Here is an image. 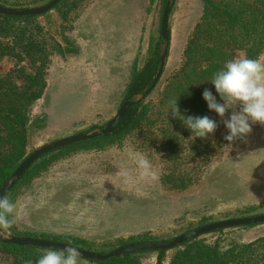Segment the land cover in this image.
<instances>
[{
	"label": "rangeland",
	"instance_id": "1",
	"mask_svg": "<svg viewBox=\"0 0 264 264\" xmlns=\"http://www.w3.org/2000/svg\"><path fill=\"white\" fill-rule=\"evenodd\" d=\"M50 1L0 0V4L31 9ZM229 1L216 3L224 8ZM256 3L264 4V0L232 3L238 11L233 32L237 44L229 48L224 39L225 62L247 55L254 45L252 13L260 6L255 7ZM203 6V0L173 1L165 67L141 104L145 113L134 130L121 139L45 156V167L7 197L17 204V217L10 230H0L5 237L45 234L84 241L92 251L108 253L119 248V241L144 234L168 242L202 223L242 218L245 212L264 214V125L253 124L246 138L229 144L224 139L227 129L215 112L208 117L219 126L206 139L192 136L171 114L167 119V103L179 96L187 98L184 106L178 99L181 113L191 116L194 92L210 80L209 75H197L199 67L207 65L199 56L193 57L187 73L177 78L178 88H169L172 91L167 94L183 67ZM164 7V0H64L45 15L16 24L19 28L12 34L2 35L13 51L0 59V76L11 73L23 88L28 86L27 75H35L42 66L45 86L31 106L30 123L39 117L42 121L29 125L27 155L105 127L124 103L132 74L142 69L159 41ZM28 39L43 49L44 57L34 60L23 53L21 47ZM183 85L187 87L184 94L179 93ZM137 151L151 160L158 179L140 181L135 171L130 181L121 177V167ZM127 166L133 168L130 163ZM249 231L255 230L227 229L199 239L228 248L253 242L256 235ZM262 244L258 252H264ZM173 254L174 250L168 251L164 264L170 263ZM140 261L155 264L156 256L148 253ZM14 262L11 255L0 253V264ZM81 264L89 263L81 259Z\"/></svg>",
	"mask_w": 264,
	"mask_h": 264
},
{
	"label": "trees",
	"instance_id": "2",
	"mask_svg": "<svg viewBox=\"0 0 264 264\" xmlns=\"http://www.w3.org/2000/svg\"><path fill=\"white\" fill-rule=\"evenodd\" d=\"M62 0L61 2H63ZM167 0H164V6ZM235 0H230L228 6L221 8L220 3H216V0H203V14L200 23L196 26L191 40L184 53L185 61L183 67L174 76L168 87V93L170 91L178 88L177 78L178 76L187 73L189 65L193 57L199 56L206 63V67L201 69L197 75L210 76L223 67L225 63L226 52L224 51L223 41H226L227 46H235L236 39L234 38L233 32L235 27L238 25V20L235 19L238 11L232 6ZM258 3V2H257ZM253 9V19H254V45L250 47L247 51L249 58H257L264 51V4ZM60 4V3H59ZM58 4V5H59ZM57 5V6H58ZM0 7L13 8V9H28V8H18L17 4L7 7L4 4H0ZM227 8V9H226ZM241 12H239V15ZM32 17L27 18H13V17H3L0 16V59L9 56L13 51L12 47L8 45V42H3L2 35H10L19 28L16 24H22L23 22L31 21ZM169 33L168 42L166 43L159 38L156 43L155 48L151 57L147 60L141 70L134 71L131 79L125 89L123 95V102L130 100L132 97L141 94L145 89H147L153 82L160 65V58L162 55L161 46L166 45L167 52L169 46ZM25 45H22V51L26 56H34V60L41 59L45 56L43 55V49L38 44H33L30 39L25 41ZM58 49L60 46L55 45ZM32 49L36 50V54H32ZM39 52V53H37ZM32 54V55H31ZM42 56V57H41ZM47 59V55L45 57ZM47 62V60H46ZM42 66L35 75H27L28 86L20 87L13 80L11 73L5 76H0V189L9 180L16 168L21 164V162L28 156L27 155V132L29 125L36 124L42 121V117L35 119L30 123V110L31 106L36 100H38L42 95V90L44 88L42 74ZM175 80V81H174ZM209 80V81H210ZM203 83L199 89L194 92L193 106L191 107V116H205L209 115V109L207 107L206 101L203 99V91L205 89H210L214 95V86L209 83ZM171 88V89H169ZM187 87H181L179 93L184 94ZM167 96V95H166ZM181 96H179L180 98ZM217 98L219 99L218 95ZM180 106H184L186 99H181ZM168 104V103H167ZM145 113V106L138 105L129 109L124 115L121 122L117 127L107 136L101 137L99 139L87 141L84 143H79L72 145L65 149L58 151H70L72 149L81 147L83 145H89L96 143L98 141H111L117 140L125 137L128 133L134 130L135 126L140 122L141 118ZM56 152V151H55ZM47 156V155H46ZM42 157L39 161L34 163L29 169L25 171L22 177L17 181L16 185L9 192L11 194L20 184L30 181L35 175H37L42 168L45 167V163ZM7 195V197L9 196ZM245 217L258 216L263 214H248L245 212ZM202 223L200 226L194 228L198 229L202 226L208 225ZM253 227V226H251ZM249 228V227H243ZM193 231V230H191ZM186 231V233L191 232ZM222 231H217L215 233H221ZM17 238H30L38 239L44 241H53L57 243H62L66 245H71L78 247L81 250H85L97 254H106L104 252H94L91 248L87 247V243L80 240H73L69 238H52L48 235H16ZM172 240V239H171ZM264 239H258L248 244H235L228 248H222L220 243L216 242L213 245L205 243L201 239L191 240L183 245L173 249L174 254L171 257L169 264H264V252H258ZM167 243V241H156L149 237V235L144 234L138 236L137 238H131L126 242L119 241L116 247H122L130 244L139 243ZM169 242V241H168ZM114 250V249H113ZM46 251L45 249L34 248L31 246L21 247L11 244L0 243V253L11 255L14 258V264H35L36 259ZM152 253L156 256L155 264H164V260L167 256L168 251H155V252H138L135 254H129L122 257H117L109 259L107 261H88L89 264H142L140 257Z\"/></svg>",
	"mask_w": 264,
	"mask_h": 264
},
{
	"label": "clouds",
	"instance_id": "3",
	"mask_svg": "<svg viewBox=\"0 0 264 264\" xmlns=\"http://www.w3.org/2000/svg\"><path fill=\"white\" fill-rule=\"evenodd\" d=\"M209 83L214 86L219 99L210 89H205L202 96L209 111L215 112L223 120L228 132L224 139L229 144L246 138L251 133L253 124L264 125V54L257 58L242 55L227 60L212 75ZM178 99L169 101L167 119L169 114L179 119L196 138L206 139L215 133L219 126L217 121L207 115L186 117L180 111ZM229 112L228 119L224 120ZM129 163L133 168L127 166ZM133 171L136 173L135 179L143 182L158 179L151 160L139 151L132 154L119 174L125 181H130L134 178ZM16 217L17 204L5 195L0 196V230H10ZM35 264H81V252L78 247L71 245L62 249L50 248L36 259Z\"/></svg>",
	"mask_w": 264,
	"mask_h": 264
},
{
	"label": "water",
	"instance_id": "4",
	"mask_svg": "<svg viewBox=\"0 0 264 264\" xmlns=\"http://www.w3.org/2000/svg\"><path fill=\"white\" fill-rule=\"evenodd\" d=\"M61 1L62 0H51L48 4L42 7L31 8V9H13V8L0 7V16L13 17V18L41 17L47 14L48 12H50L52 9H54ZM173 1L174 0H167L160 21V37L166 43L168 42V19L171 12V7L173 5ZM166 59H167V48L166 45H163L159 69L152 84L147 89H145L141 94H138L132 97L130 100L124 102L119 108V110L116 112L115 116L105 125L103 129L58 140L54 143L48 144L40 149H37L36 151L28 155L16 168V170L13 172L9 180L2 186V188L0 189V196L5 195L7 197L9 192L13 189V187L16 185L17 181L22 177L25 171L29 169L34 163L39 161L42 157L50 153H53L55 151L70 147L72 145L99 139L101 137L109 135L121 122L126 112L132 107L142 104L143 101L155 89L158 81L162 76ZM262 224H264V214L258 216L242 217V218L229 219V220L211 223L202 226L198 229H195L191 232L182 234L167 243L156 242V243L130 244L114 249L106 254H97L81 249L79 250L81 252V259L83 260L107 261L109 259L122 257L129 254H135L138 252H151V251L155 252L160 250L171 251L188 241L199 239L202 236L215 233L217 231H223L234 228L251 227ZM0 243L11 244L21 247L31 246L34 248L45 249V250H48L50 248L62 249L69 246L66 244L57 243L53 241H44L38 239L17 238V237L9 238V237H5L1 232H0Z\"/></svg>",
	"mask_w": 264,
	"mask_h": 264
},
{
	"label": "crops",
	"instance_id": "5",
	"mask_svg": "<svg viewBox=\"0 0 264 264\" xmlns=\"http://www.w3.org/2000/svg\"><path fill=\"white\" fill-rule=\"evenodd\" d=\"M240 229H246V230H255V231H249L248 234L250 235H256L255 238L258 240L260 238L264 237V234L261 233L262 231H264V224L262 225H257V226H253V227H249V228H240ZM254 239V241L256 240Z\"/></svg>",
	"mask_w": 264,
	"mask_h": 264
}]
</instances>
